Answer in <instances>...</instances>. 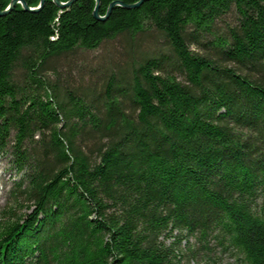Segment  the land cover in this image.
Instances as JSON below:
<instances>
[{
	"label": "trees",
	"instance_id": "trees-1",
	"mask_svg": "<svg viewBox=\"0 0 264 264\" xmlns=\"http://www.w3.org/2000/svg\"><path fill=\"white\" fill-rule=\"evenodd\" d=\"M94 8L0 16V264H264V0ZM117 39L61 83L55 61Z\"/></svg>",
	"mask_w": 264,
	"mask_h": 264
},
{
	"label": "rangeland",
	"instance_id": "rangeland-1",
	"mask_svg": "<svg viewBox=\"0 0 264 264\" xmlns=\"http://www.w3.org/2000/svg\"><path fill=\"white\" fill-rule=\"evenodd\" d=\"M146 38V35L143 37ZM144 46L153 45V41H157V46L160 45V38L157 35L153 37H147L145 39ZM122 46V42L117 39L107 44L100 46L94 50H83L77 49L73 53L68 54L65 57L60 58V61H55L53 65L56 66L58 71L60 72V80L61 83L68 87H75L78 85H86L88 81V76L85 74L86 68L90 66V68L95 66L97 60H99L103 55L105 56H114L116 51L120 49ZM152 47V46H151ZM150 48V47H149ZM192 48L201 54H204L201 48L193 45ZM109 53V54H108ZM59 60V59H58ZM88 73V71H86ZM20 70L15 69L14 76L19 78ZM52 75V72L49 74ZM83 75V76H82ZM83 77V78H81ZM17 79V78H16ZM87 79V80H86ZM16 173L12 169L11 164L7 157L0 155V210L4 206H7L10 199V190L12 187V180L15 177ZM219 262L217 264H227L232 263V260L228 258L227 255L218 252L216 254ZM190 264H197L196 262H191ZM212 264V263H210Z\"/></svg>",
	"mask_w": 264,
	"mask_h": 264
},
{
	"label": "water",
	"instance_id": "water-1",
	"mask_svg": "<svg viewBox=\"0 0 264 264\" xmlns=\"http://www.w3.org/2000/svg\"><path fill=\"white\" fill-rule=\"evenodd\" d=\"M75 1H76V0H68L67 2H64V3H63V2H61V1H59V0H53V2H54L57 6H59L60 8L70 7V6L73 4V2H75ZM144 1H145V0H139V1H137V2H135V3H131V4H128V3H125V4H124V3L121 2V1H113V2L109 5L108 10H107V12H106V15H105V16H99V14H98V8H99V5H100V0H95V8H94V10H93V16H94L95 18L99 19V20H104V19H106V18L108 17L109 13L111 12L112 8H113L115 5H121V6L125 7V8H136V7H139ZM44 2H45V0H40V2H39L40 5H39L38 7H36V8H31V7H29V6L26 4V2H25L24 0H17V3H20L21 6H22V8H23L24 10H27V11H36V10L40 9V8L43 6ZM14 4H16V3H15V0H13V5H11V2H10L9 5H8L4 10L0 11V16H3V15H5L6 13L10 12V11L14 8V6H15Z\"/></svg>",
	"mask_w": 264,
	"mask_h": 264
},
{
	"label": "snow or ice",
	"instance_id": "snow-or-ice-1",
	"mask_svg": "<svg viewBox=\"0 0 264 264\" xmlns=\"http://www.w3.org/2000/svg\"><path fill=\"white\" fill-rule=\"evenodd\" d=\"M15 3H17V0H15ZM11 5H13V0H11ZM15 5V4H14Z\"/></svg>",
	"mask_w": 264,
	"mask_h": 264
}]
</instances>
